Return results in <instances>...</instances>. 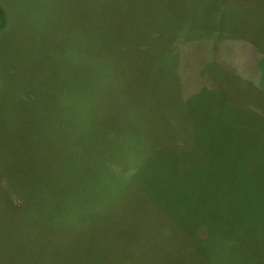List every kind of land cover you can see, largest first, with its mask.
<instances>
[{
  "label": "trees",
  "instance_id": "obj_1",
  "mask_svg": "<svg viewBox=\"0 0 264 264\" xmlns=\"http://www.w3.org/2000/svg\"><path fill=\"white\" fill-rule=\"evenodd\" d=\"M87 16L92 42L86 53L83 41L78 48L76 90L62 124L71 135L102 146L110 152L109 158L138 169L121 179L107 176L104 186L93 159L74 143V181L84 184L89 175L92 180L78 185L82 192L69 211H86L90 216H82L84 221L54 217L51 224L56 234L48 239L36 221L48 216L51 209L13 204L17 214L13 222H29L31 227L15 230L9 226L0 232V264H127V258L118 253L89 252L83 240H74V244L59 229L76 231V224H89L86 222L97 218L101 206L108 209L140 191L164 193L166 182L171 187L192 185L200 192L185 215L173 216L189 229L186 240L199 242L203 248L200 258L195 251L185 258L209 264L233 258L237 248L232 246L233 237L225 239L227 233L221 225L228 218L215 212L208 194L219 190L216 188H244L251 181L250 168L264 167V161L255 159L264 157V104L248 89L256 86L252 79L238 72L241 59L233 61L232 39H219L206 30L187 38L150 24L130 27L98 15ZM4 22L0 6V28ZM234 91H240L238 100L232 96ZM115 153L130 158H118ZM104 190L108 192L103 194ZM159 220L151 224L168 227L167 221ZM164 230L157 232L163 237L156 241L170 248ZM68 239L73 241L69 249L64 246ZM130 257L134 264V256ZM145 257L139 254L138 264H148L139 262Z\"/></svg>",
  "mask_w": 264,
  "mask_h": 264
},
{
  "label": "rangeland",
  "instance_id": "obj_2",
  "mask_svg": "<svg viewBox=\"0 0 264 264\" xmlns=\"http://www.w3.org/2000/svg\"><path fill=\"white\" fill-rule=\"evenodd\" d=\"M0 6L5 12L0 28V175L5 176L0 182V232L31 227L29 222H13L17 215L13 204L50 208L48 216L36 221L48 239L56 234L54 217L84 221L82 216H90L86 211H69L80 197L81 185L92 180L89 175L84 184L74 181V143L93 159L104 186L107 176L121 179L138 169L109 158L110 152L102 146L71 135L62 124L76 90L78 48L83 41L86 53L92 42L87 15L130 27L159 26L187 38L206 30L219 39H232L233 61L241 59L238 72L252 79L256 86L248 89L264 104V0H0ZM232 96L238 100L240 91ZM255 159L264 161L263 156ZM249 175L251 181L244 188H216L208 194L215 212L228 218L221 224L225 239L233 237L232 246L237 248L233 258L221 264H264V167L250 168ZM170 185L166 182L161 194L140 191L110 209L101 206V214L89 224L78 223L76 231H66L68 227L59 233L83 240L91 253L124 255L127 264L131 255L138 264L136 258L142 253L146 257L139 262L148 264H209L185 258L194 251L200 258L203 248L199 242H188L189 229L173 218L192 208L199 189L185 183ZM86 197L90 202L89 193ZM157 219L167 221L168 227L151 224ZM163 230L170 248L156 241L163 237L157 232ZM73 241L68 239L64 246L69 249Z\"/></svg>",
  "mask_w": 264,
  "mask_h": 264
}]
</instances>
